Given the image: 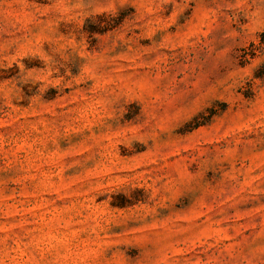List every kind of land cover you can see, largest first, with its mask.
Here are the masks:
<instances>
[{
  "label": "rangeland",
  "instance_id": "obj_1",
  "mask_svg": "<svg viewBox=\"0 0 264 264\" xmlns=\"http://www.w3.org/2000/svg\"><path fill=\"white\" fill-rule=\"evenodd\" d=\"M0 264H264V0H0Z\"/></svg>",
  "mask_w": 264,
  "mask_h": 264
}]
</instances>
